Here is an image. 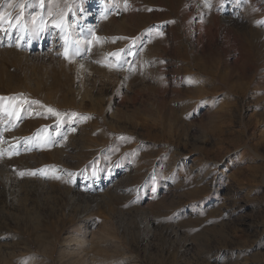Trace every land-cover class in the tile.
I'll list each match as a JSON object with an SVG mask.
<instances>
[{
  "label": "rangeland",
  "instance_id": "rangeland-1",
  "mask_svg": "<svg viewBox=\"0 0 264 264\" xmlns=\"http://www.w3.org/2000/svg\"><path fill=\"white\" fill-rule=\"evenodd\" d=\"M40 3L0 0V264H264V0Z\"/></svg>",
  "mask_w": 264,
  "mask_h": 264
},
{
  "label": "snow or ice",
  "instance_id": "snow-or-ice-1",
  "mask_svg": "<svg viewBox=\"0 0 264 264\" xmlns=\"http://www.w3.org/2000/svg\"><path fill=\"white\" fill-rule=\"evenodd\" d=\"M40 6L43 7V0H41ZM8 7L9 8H12V7H14V5L11 4V3H9L8 4ZM20 8H21V13H19V14H17L15 16L16 23H14V24L12 23L11 13L0 12V24H3L5 22H7V23H9L10 27H12V28H19L20 30H23L24 29V25L20 23V20H21L22 14H23L24 5H20ZM35 22H36V20H35V17H34L33 18V23H35ZM41 25H42V22H41ZM54 26L60 28L62 33L64 32L63 20L62 19L59 20V21H56ZM0 30H2V29H0ZM41 30H43V27L42 26H41ZM62 38H65V50L67 51L68 40H67L66 37H62ZM96 39L98 41L99 38H96ZM75 54H77V55L79 54L78 50L76 51ZM0 99H2V98H0ZM48 111L49 112H53L54 110L51 109V108H49ZM11 114L12 113H9V115H11Z\"/></svg>",
  "mask_w": 264,
  "mask_h": 264
},
{
  "label": "bare ground",
  "instance_id": "bare-ground-1",
  "mask_svg": "<svg viewBox=\"0 0 264 264\" xmlns=\"http://www.w3.org/2000/svg\"><path fill=\"white\" fill-rule=\"evenodd\" d=\"M97 1H98V0H97ZM83 248H84V247H82V249H83ZM82 249H81V250H82Z\"/></svg>",
  "mask_w": 264,
  "mask_h": 264
}]
</instances>
